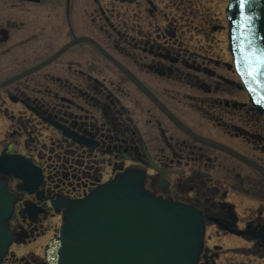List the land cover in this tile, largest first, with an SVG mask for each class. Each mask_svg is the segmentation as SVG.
Listing matches in <instances>:
<instances>
[{
	"label": "flooded vegetation",
	"instance_id": "obj_1",
	"mask_svg": "<svg viewBox=\"0 0 264 264\" xmlns=\"http://www.w3.org/2000/svg\"><path fill=\"white\" fill-rule=\"evenodd\" d=\"M206 14L201 32L199 0H0V159L28 163L0 171L15 243L139 170L203 213L199 264H264V173L241 157L264 167V115L233 61L192 41L228 29Z\"/></svg>",
	"mask_w": 264,
	"mask_h": 264
},
{
	"label": "water",
	"instance_id": "obj_2",
	"mask_svg": "<svg viewBox=\"0 0 264 264\" xmlns=\"http://www.w3.org/2000/svg\"><path fill=\"white\" fill-rule=\"evenodd\" d=\"M240 3L231 0L227 9L230 47L252 102L264 113V0H246L243 9ZM241 157L264 173L263 166ZM21 164L16 157H4L0 171L27 177L22 171L27 167ZM144 179L142 172L129 170L87 197L66 203L58 234L45 249L48 263L199 264L205 240L203 213L149 192ZM15 203L0 177V264L15 239Z\"/></svg>",
	"mask_w": 264,
	"mask_h": 264
},
{
	"label": "rangeland",
	"instance_id": "obj_3",
	"mask_svg": "<svg viewBox=\"0 0 264 264\" xmlns=\"http://www.w3.org/2000/svg\"><path fill=\"white\" fill-rule=\"evenodd\" d=\"M229 0H199L200 3V16L199 20H197L195 23V27H199L201 32L203 31L202 28H206L204 20L202 19V13H207L210 15L211 20L213 19V22H223L225 25L227 23V20L225 19V8L228 4ZM206 14V15H207ZM210 29V26L209 28ZM190 33H188L186 36L188 37ZM193 42L197 43L198 45L203 46L204 49L209 48L211 52L215 54V57H220L223 60L230 61L232 60L230 52L228 50V29L224 31H214L210 38L204 37V34L194 35ZM230 76L234 79H238L237 75L234 74V72L230 73ZM242 98L247 99L248 96L246 93H241L240 95ZM0 138H1V132H0ZM1 150V146H0ZM263 155L264 158V154ZM13 225H16L18 223V219L14 217ZM51 226H48L49 229L43 233L41 236H39L36 240L33 242H27V243H15L12 246V254L9 258L6 260V262H3L5 264H22L21 261L14 260V257H23V258H30V259H39L43 261L44 263H47L45 256H44V248L45 245H47V242L49 239L57 233V229L59 225L61 224L60 218H55L52 220ZM253 264H256L257 260L254 259V257H250ZM249 259V258H248ZM5 261V260H4ZM32 261V260H31ZM20 262V263H18Z\"/></svg>",
	"mask_w": 264,
	"mask_h": 264
},
{
	"label": "snow or ice",
	"instance_id": "obj_4",
	"mask_svg": "<svg viewBox=\"0 0 264 264\" xmlns=\"http://www.w3.org/2000/svg\"><path fill=\"white\" fill-rule=\"evenodd\" d=\"M246 0H241L240 7L243 9L245 6Z\"/></svg>",
	"mask_w": 264,
	"mask_h": 264
}]
</instances>
